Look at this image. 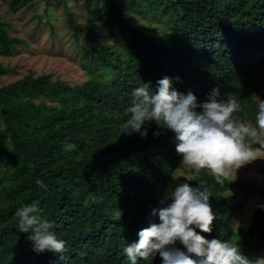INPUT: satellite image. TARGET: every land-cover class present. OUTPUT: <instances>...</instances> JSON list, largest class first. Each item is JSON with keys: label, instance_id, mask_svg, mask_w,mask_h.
Segmentation results:
<instances>
[{"label": "trees", "instance_id": "trees-1", "mask_svg": "<svg viewBox=\"0 0 264 264\" xmlns=\"http://www.w3.org/2000/svg\"><path fill=\"white\" fill-rule=\"evenodd\" d=\"M31 1L9 0L15 11ZM82 1L106 21L111 36L104 40L69 17L72 34L83 39L90 78L69 84L30 72L0 85V264H129L123 247L158 221L152 209L161 206L182 160L174 133L155 121L146 122L147 137L122 134L132 90L142 82L155 90L168 76L179 92L199 100L219 84L242 105L234 116L255 122V94L264 88V0ZM138 12L162 20V34L137 25ZM19 42L0 20V56ZM11 70L0 66V80ZM66 142L75 150L64 151ZM251 146L264 149L259 141ZM194 172L189 184L207 188L216 216L213 231L201 234L237 243L250 258L263 255L264 204L243 233L232 222L250 193L264 195V185L252 179L242 186L230 177L218 183L207 169ZM229 190L245 192L229 204ZM32 201L66 241L62 253L35 252L17 231L16 209ZM138 264H161V258Z\"/></svg>", "mask_w": 264, "mask_h": 264}, {"label": "clouds", "instance_id": "clouds-1", "mask_svg": "<svg viewBox=\"0 0 264 264\" xmlns=\"http://www.w3.org/2000/svg\"><path fill=\"white\" fill-rule=\"evenodd\" d=\"M131 97L122 134L147 137L146 122L155 121L174 133L175 151L181 155L182 165L195 171L207 169L218 183L229 177L233 168L260 158L251 145L256 141L264 144V100L258 103L252 123L234 116L243 110L242 105L237 98L225 96L219 84L199 100L191 91L179 92L173 87V79L164 76L157 80L155 90L150 83L142 82L132 90ZM160 134L153 130V136ZM63 150L73 151L75 145L66 142ZM188 180L185 177L166 191L161 206L151 212L158 221L140 229L138 240L123 247L129 264L157 255L161 264H264V255L250 258L237 243L201 234L211 233L216 220L211 194L202 184L194 187ZM117 215L120 217V211ZM16 216V229L27 234L33 251L60 254L65 250L66 241L57 236L54 223L43 218L38 201L18 207Z\"/></svg>", "mask_w": 264, "mask_h": 264}, {"label": "rangeland", "instance_id": "rangeland-1", "mask_svg": "<svg viewBox=\"0 0 264 264\" xmlns=\"http://www.w3.org/2000/svg\"><path fill=\"white\" fill-rule=\"evenodd\" d=\"M126 14L129 15V12ZM70 16L100 34L104 40L110 41L106 21L101 20L93 8L89 10L82 0H32L17 11L11 8L9 0H0V20L8 23L11 35L22 40L10 54L0 56V66L12 69L1 77L0 85L13 82L30 72L35 75L51 73L54 78H61L69 84H81L88 80L90 76L82 65L83 39H76L72 34ZM135 16L137 25H150L162 34V20L141 12ZM261 83L264 84V79ZM255 98L258 103L264 100V88L255 94ZM245 121L252 122L250 119ZM252 148L260 158L243 164L237 170L233 168L229 175L242 186H246L252 179L259 185H264V149ZM194 176L195 172L190 166L180 164L174 174L176 179H171L167 190L175 183L184 181L185 177L190 179L189 183ZM244 192L229 190L224 196L227 203L234 204L243 198ZM263 204L264 195L250 193L243 209L232 222L234 230L240 233L246 231L252 222L254 211ZM177 245L182 246L179 242Z\"/></svg>", "mask_w": 264, "mask_h": 264}]
</instances>
